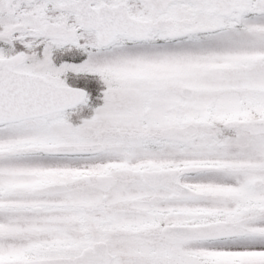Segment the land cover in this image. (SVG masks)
I'll return each mask as SVG.
<instances>
[{"label":"snow or ice","instance_id":"snow-or-ice-1","mask_svg":"<svg viewBox=\"0 0 264 264\" xmlns=\"http://www.w3.org/2000/svg\"><path fill=\"white\" fill-rule=\"evenodd\" d=\"M0 264H264V0H0Z\"/></svg>","mask_w":264,"mask_h":264}]
</instances>
